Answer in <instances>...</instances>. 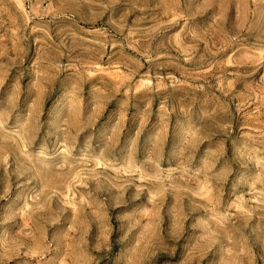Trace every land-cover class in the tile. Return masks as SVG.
I'll return each mask as SVG.
<instances>
[{"label":"rangeland","instance_id":"rangeland-1","mask_svg":"<svg viewBox=\"0 0 264 264\" xmlns=\"http://www.w3.org/2000/svg\"><path fill=\"white\" fill-rule=\"evenodd\" d=\"M0 264H264V0H0Z\"/></svg>","mask_w":264,"mask_h":264}]
</instances>
